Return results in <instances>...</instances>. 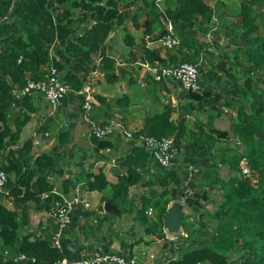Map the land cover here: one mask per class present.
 <instances>
[{
	"label": "trees",
	"instance_id": "trees-1",
	"mask_svg": "<svg viewBox=\"0 0 264 264\" xmlns=\"http://www.w3.org/2000/svg\"><path fill=\"white\" fill-rule=\"evenodd\" d=\"M13 1L0 0V17L10 11ZM238 3L240 9L232 12L229 20L225 12L220 14L224 27L215 31L218 36H231L239 43L232 48V57L225 50H210L199 38L200 33L206 35L217 25L212 22L215 13L210 0L162 1L180 38V44L171 49L173 64L161 61L158 51L146 45L145 35L144 43L139 44L125 29L124 41L129 47H139L143 53L141 62L198 63L202 78L201 92L184 90L185 99L178 108L167 104L163 111L148 115L135 134L159 139L173 136L180 148V157H185L198 169L187 191L188 175L176 166H159V175L150 180L144 178L142 183L150 186L157 183L163 188V196L185 201L196 214L193 221L188 214L181 219L189 234L188 244L177 256L171 255L165 264H264V0H238ZM217 4L218 8H226L227 2L220 0ZM134 5L137 7L132 11L130 8ZM158 7V0H17L11 15L0 21V169L9 177L5 186L8 194L1 193V196L12 197L18 207L42 202L44 193L48 195V208L51 201L57 199L51 194L54 185L48 180V170L57 162L55 155L33 154V138L18 146L22 129L37 108L34 96L17 98L14 89L24 87L29 79L44 78L51 60V46L58 57L54 58L55 65L74 90H82L91 72L98 67L106 71L110 79H116L117 62L107 52V39L117 24H125L129 16L138 22L143 14L147 15L145 21L148 22L145 34L151 35L153 24L163 22ZM166 32L162 29L156 39ZM219 45L216 40L215 46ZM202 52L209 55V60L200 61ZM98 56L102 57L100 64L96 61ZM205 78L213 86L207 84ZM83 99L81 95L80 100ZM231 109H235L236 117H232L230 128H217L215 118L225 111L230 114ZM200 112L206 113V119L197 116ZM191 116L194 122L190 121ZM187 121L192 123L191 128ZM60 137L62 143L68 141L70 131L61 132ZM232 138L235 142L240 140L242 153L234 145L216 150L218 142L230 144ZM96 141L98 147L104 148L111 145L112 140ZM230 148H234V154L228 153ZM241 156L259 173L260 181L256 186L239 175ZM151 159L146 148L135 146L132 166L117 183L110 184L100 171L89 174L88 189L103 192V201L126 205L130 201V187L141 183ZM221 165L228 167V176L222 175ZM69 187L65 184L66 192ZM109 188L110 194L107 193ZM217 188L216 194L221 192L219 206L209 211L207 203ZM140 198L139 220L146 226L152 198L145 192ZM165 212L166 209L159 215L161 223ZM206 214L215 221L213 227L204 219ZM19 217L17 209L0 203V237L5 246L13 248V254L26 255L27 261L21 264H54L65 257L63 250L52 246L50 240L38 236L31 239L29 234L21 237ZM146 230L151 232L153 225Z\"/></svg>",
	"mask_w": 264,
	"mask_h": 264
},
{
	"label": "crops",
	"instance_id": "crops-1",
	"mask_svg": "<svg viewBox=\"0 0 264 264\" xmlns=\"http://www.w3.org/2000/svg\"><path fill=\"white\" fill-rule=\"evenodd\" d=\"M130 9L133 11L136 8ZM226 11L229 13L226 14ZM222 12H225L229 20L234 10L233 8H215L214 21L218 25L217 28L222 23L220 20ZM131 17L129 16L125 24H117L107 39V52L116 58L117 78L110 79L106 71L103 72L98 67L91 72L89 82L93 88L92 96L95 98L93 109L97 110V113L93 111V121L103 123L112 117H119L136 134L143 127L148 115L163 111L167 104L178 108L180 102L185 99V92L175 82H156L140 65L143 53L139 47H129L124 41L125 29L134 35L139 44L144 43L142 37L145 35L146 45L158 51L161 61L173 64L174 61L170 59L172 51L163 44V37L156 39V36L164 29V23L153 24L154 32L149 35L145 34L148 26V22L145 21L147 15L143 14L138 22H134ZM146 35L149 37L146 38ZM199 38L207 43L212 51H216V40L221 46L225 44L216 32L213 39H209L204 33H200ZM204 59L209 60V55L202 52L200 61ZM96 61L100 64L102 57L98 56ZM97 95L102 99H98ZM80 96L78 92L70 93L54 113H51V108L43 96H34V106L37 111L32 113L31 120L23 127L21 139L18 142V146H22L25 140L34 137V132H50L49 136L41 137L39 146L33 145L32 153L38 155L48 152L55 155L56 165L48 170V180L54 185L51 194L55 198L65 195L67 199L74 202L73 222L62 239L61 249L65 258L73 262L77 261L79 250L86 247L90 251L132 253L139 258L138 264H165L171 255L177 256L181 253V248L188 244L187 240L178 238L171 240L165 234L167 229L165 215L173 203L181 202V200L173 199L170 195L163 196L161 194L163 188L157 183L152 186L142 184L145 181L144 178L150 180L160 173V165L151 159L147 165L148 169L145 168L141 183L130 187V201L126 205L115 204L119 212L106 211L105 203L107 202L102 199L104 193L88 189L89 174L94 175L103 171L110 184L117 183L119 177L126 174L132 166V148L141 144L137 138L128 139L117 134L109 138L112 140L111 145L104 148L98 147L91 133V121L84 117ZM108 109L111 110L109 114L106 113ZM176 117L177 114H174V118ZM190 121L194 122L195 119ZM190 124L192 126V123ZM65 131H70V137L68 141L62 143L60 134ZM180 159L186 164L191 163L183 156ZM178 168L181 173H184L183 168ZM65 184H69V192L65 191ZM107 191L111 193L110 188ZM144 192L150 194L152 198V205L147 210L149 222L146 226L140 222L138 215V209L142 204L140 195ZM132 195H135V198ZM76 196L88 201L90 206L87 207L83 202L76 201ZM47 197L48 195L44 193L42 202L38 204L29 202L22 207H18L11 198L4 200L8 208L17 209L19 212L21 237L29 234L31 239L38 236L51 240L55 228L51 215L54 202L51 201L48 208ZM156 207L160 209L158 213H156ZM165 209L164 222L161 223L160 220L158 223L159 215ZM150 210H152L151 214L148 212ZM128 211L130 216L132 215L131 220L135 222V226L119 224L121 220H118V217L121 219ZM156 214H158L157 217ZM151 225L153 230L148 233L146 228ZM140 239L142 242H138ZM0 248V264L26 262L25 260L15 261L13 256L16 254L12 255L13 248L5 246L1 237ZM7 249H10L11 254H5ZM152 255L154 257H151Z\"/></svg>",
	"mask_w": 264,
	"mask_h": 264
},
{
	"label": "built area",
	"instance_id": "built-area-1",
	"mask_svg": "<svg viewBox=\"0 0 264 264\" xmlns=\"http://www.w3.org/2000/svg\"><path fill=\"white\" fill-rule=\"evenodd\" d=\"M162 1L163 0H158V8L163 14L164 28L167 30L163 36V44L172 49L180 44V38L175 31L173 21L166 15L165 8H163L161 4ZM214 17L212 22H214ZM217 27L218 25L214 24L213 28L209 30L207 34L209 39L214 38V32ZM148 37L149 36L146 35V38ZM50 58L51 60L46 68L44 78L41 80L29 79L24 87L15 88L14 94L17 98H21L25 95H41L49 103L51 113H54L62 105L63 100L70 93L78 92L84 98L81 105L83 114L85 118L91 121V133L95 139L102 140L113 138L117 134H121L124 138L128 139L137 138L140 144L149 151L152 159L158 165L165 168H171L173 166L183 168L188 175L187 183L190 182L194 173H196L198 169L192 163L186 164L185 162L181 161L180 148L173 136L163 137L160 139L146 135H139L136 137L134 131L130 129L127 124H125L124 121L119 117H112L103 123H97L93 121V102L90 99L93 93L91 83L88 82L80 91L74 90L73 86L63 79L61 72L55 65L54 58L58 59V57L54 52L53 46L50 48ZM140 65L145 68L148 74L156 82L174 81L178 83V85H180L183 90L193 92L202 91V78L198 63L182 62L177 65H166L159 60H155L154 62L142 61ZM49 135L50 132L48 131L34 132L33 145L39 146L41 144V137ZM235 145H237V148L240 149L238 152L242 153V149L239 147L241 145L240 140H236L234 146ZM238 167L239 175L244 180L248 181L254 186L259 183V173L252 168L249 160L245 156L239 157ZM8 180L9 177L7 172L3 169H0V203H4V200L8 199L4 196H1V193H5V195L8 194V190L5 188ZM10 198L13 199L12 197ZM75 200L83 202L87 207L90 206L88 201L81 199L79 196H76ZM73 207L74 202L67 199L65 195H60V198H57L54 201L53 209L51 211V215L56 224V231L53 233L51 239L54 247H62L64 233L73 222ZM148 212L151 214L152 210ZM165 234L171 240H176L179 236H189L185 230L174 235L170 234L167 229H165ZM7 253L8 251L5 250V254ZM151 257H154V255ZM13 259L15 261H27L26 255L21 252L14 255ZM138 262L139 258L136 255L129 256V254L118 253L114 251H90L88 248L82 247L79 250V258L77 261L73 262L64 257L56 261L54 264H138Z\"/></svg>",
	"mask_w": 264,
	"mask_h": 264
},
{
	"label": "rangeland",
	"instance_id": "rangeland-1",
	"mask_svg": "<svg viewBox=\"0 0 264 264\" xmlns=\"http://www.w3.org/2000/svg\"><path fill=\"white\" fill-rule=\"evenodd\" d=\"M211 1V6H212V9L214 10V13H215V8H218V2L220 1H216V0H210ZM226 2H227V4H226V8H233V10L234 11H236V12H238V10L240 9V5H239V3H238V0L236 1V0H234V1H227L226 0ZM162 4V3H161ZM137 7V5H134V6H132V8H136ZM164 8V7H163ZM229 12H227L226 11V14H228ZM216 14V13H215ZM219 27H224V26H222V23H220V26ZM263 34H264V31H263ZM220 38H222V42H224L226 45L225 46H217L216 48H218V50H225L227 53H229V55L231 56H234V52H233V50H232V48L233 47H236L239 43L238 42H236L235 40H234V38H232L231 36H228V38H223V36H220ZM230 47V48H229ZM214 48H215V46H214ZM215 48V49H216ZM217 49H216V51H218ZM231 56V57H232ZM172 82H174V81H172ZM205 82L207 83V84H209V85H211V86H213L212 85V83L210 82V80H208L207 78H205ZM176 83V82H175ZM178 84V83H177ZM213 84H215V85H217L218 86V84H216V82H213ZM215 88V87H214ZM225 89H226V87H225ZM144 90H146V89H144ZM93 111L95 112V113H97V110L96 109H93ZM215 111V110H214ZM219 113H221V112H219ZM200 115V117H201V119H206V117H207V115H206V113H204V112H200V113H198L197 114V116H199ZM236 117V111H235V109H231L230 110V114H227L226 113V111L225 112H222L221 113V115L219 116V117H216L215 118V120H214V123H215V126L216 127H218V128H220V129H222V130H224V129H228V128H230V125H231V123H232V117ZM190 119L191 120H194L193 119V117L191 116L190 117ZM190 124V121H187V125H188V127L189 128H191V124ZM234 143H235V139L234 138H232L231 139V142H230V144L229 143H224V142H218L217 144H216V146H217V148H216V150H218V149H221L222 147H228V146H233L234 145ZM235 147H237V145H235ZM237 150H239L240 151V149H238L237 148ZM234 148H230L229 149V154H234ZM220 168H221V173H222V175H226V176H228V174H229V169H228V167L226 166V165H221L220 166ZM185 186H187V189L186 190H188V183H187V181H185ZM218 191V188L216 189V191H214L212 194L213 195H211L210 196V199H211V201H209L208 203H207V206H206V209L207 210H209V211H212L214 208H216V207H218L219 206V203H220V200H221V192H218L217 194H216V192ZM132 197H134L135 198V195H132ZM182 203H184V207L186 208V209H184L185 210V212H186V215L188 214V216H189V220L191 221H193L194 220V218H195V215L196 214H194V211L192 210V208H190L185 202H183V201H181ZM156 209V213H158L159 211H160V209H159V207H156L155 208ZM157 215L158 214H156V217H157ZM132 215L130 216V213H129V211L128 212H125L124 214H123V216H122V218L120 219L119 217H118V220H121V221H119V224H121V223H125V225H129V224H132L133 226H135V222H133L132 220ZM204 219H206V220H208V222H210V225H211V227H213L214 225H215V221L214 220H212V217H210L209 215H205V217H204ZM133 222V223H132ZM158 223H159V220L157 221ZM157 224V223H156ZM183 226V225H182ZM134 228H136V227H134ZM184 228V227H183ZM188 233V232H187ZM189 235V234H188ZM188 238H189V236L188 237H183V236H179L178 237V239H181V240H187V242L189 241L188 240ZM52 239V238H51ZM50 242H51V245L53 246V244H52V240H50ZM185 246V245H184ZM1 248H2V242H1ZM0 248V249H1ZM7 251H8V253L7 254H11V251H10V249H7ZM12 255H14L13 253H12Z\"/></svg>",
	"mask_w": 264,
	"mask_h": 264
},
{
	"label": "water",
	"instance_id": "water-1",
	"mask_svg": "<svg viewBox=\"0 0 264 264\" xmlns=\"http://www.w3.org/2000/svg\"><path fill=\"white\" fill-rule=\"evenodd\" d=\"M16 3H17V0H14L12 8L10 9L9 12H7V14L0 17V21L4 20L5 18H8L11 15L12 11L15 8ZM90 99L93 103H95V98L93 96H91ZM105 209L106 211L119 212V209L117 208V206L109 202L105 203ZM184 216H186V212L184 210V204L181 202L173 203L165 215L167 231L170 234H178L184 230L182 226V222H181V219Z\"/></svg>",
	"mask_w": 264,
	"mask_h": 264
},
{
	"label": "clouds",
	"instance_id": "clouds-1",
	"mask_svg": "<svg viewBox=\"0 0 264 264\" xmlns=\"http://www.w3.org/2000/svg\"><path fill=\"white\" fill-rule=\"evenodd\" d=\"M94 104V103H93ZM187 181V180H186ZM187 232V231H186Z\"/></svg>",
	"mask_w": 264,
	"mask_h": 264
}]
</instances>
